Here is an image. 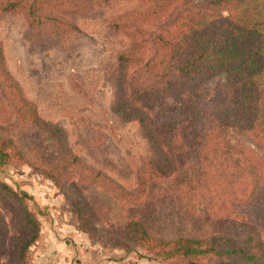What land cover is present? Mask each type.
<instances>
[{
  "label": "trees",
  "instance_id": "trees-1",
  "mask_svg": "<svg viewBox=\"0 0 264 264\" xmlns=\"http://www.w3.org/2000/svg\"><path fill=\"white\" fill-rule=\"evenodd\" d=\"M140 0V9L111 18L113 31L129 40L118 54L116 101L113 111L137 121L154 159L138 175L139 187L127 190L86 164L69 148L65 132L44 120L10 72L0 39V166H30L64 193L80 180L90 182L129 207L148 195L149 182L172 181L170 189L186 212L205 210L216 217L253 220L264 201V0ZM111 0H0V22L6 13H21L32 24L53 23L56 30L74 25L52 16L107 5ZM225 76L227 84L213 99L182 105L151 118L133 103L171 94L180 88L201 92L209 81ZM129 91L134 98L128 97ZM253 147L232 144L229 130ZM26 141V143H25ZM39 142L55 148L46 157ZM0 192L21 207L28 234L16 247L15 263L25 264L38 242L41 225L29 197L0 181ZM78 223L91 236L88 197L67 195ZM228 219V218H227ZM116 247L138 246L164 264H264V240L257 235L235 239L225 235L166 238L152 232L140 217L125 222Z\"/></svg>",
  "mask_w": 264,
  "mask_h": 264
},
{
  "label": "rangeland",
  "instance_id": "rangeland-1",
  "mask_svg": "<svg viewBox=\"0 0 264 264\" xmlns=\"http://www.w3.org/2000/svg\"><path fill=\"white\" fill-rule=\"evenodd\" d=\"M138 9L140 0H111L89 10L63 11L52 19L58 17L76 28L57 30L53 23L32 24L21 13H6L0 22L8 68L40 116L64 130L75 155L130 191L139 187L140 170L154 154L139 123L122 119L112 109L118 54L129 40L111 29L110 20ZM226 84L227 78L221 76L206 83L201 92L180 88L171 94L137 99L129 91L128 97H135L134 105L155 119L182 105L211 100ZM227 136L234 145L253 147L231 129ZM36 145L46 157L56 154L50 145ZM0 181L26 194L40 221L39 240L28 250L25 264H51L55 255L61 264H164L138 246L132 245L130 250L116 247L131 216L140 217L152 232L166 238L257 235L264 240V201L255 200L259 206L252 209L255 219L242 221L207 212V201L200 196L194 205L198 212L187 213L186 200L181 203L170 189L173 182L165 179L149 182L148 195L129 207L88 181L72 182L66 186V194L28 165L0 166ZM80 192L90 199L88 217L97 229L95 237L78 223L67 198L69 193ZM20 213L19 202L0 192V264H16V247L28 234Z\"/></svg>",
  "mask_w": 264,
  "mask_h": 264
},
{
  "label": "built area",
  "instance_id": "built-area-1",
  "mask_svg": "<svg viewBox=\"0 0 264 264\" xmlns=\"http://www.w3.org/2000/svg\"><path fill=\"white\" fill-rule=\"evenodd\" d=\"M51 264H61L60 263V260L58 259V256L57 255H55L53 257V260L51 261Z\"/></svg>",
  "mask_w": 264,
  "mask_h": 264
}]
</instances>
